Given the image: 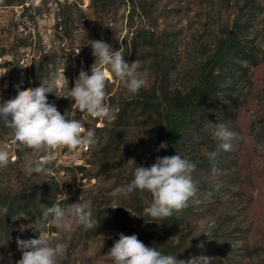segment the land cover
Instances as JSON below:
<instances>
[{"label":"rangeland","instance_id":"rangeland-1","mask_svg":"<svg viewBox=\"0 0 264 264\" xmlns=\"http://www.w3.org/2000/svg\"><path fill=\"white\" fill-rule=\"evenodd\" d=\"M6 1L0 0V24H9L12 33L0 36V103L17 95L16 85L39 87L56 74L63 97L48 93V102L61 114L83 116L98 143L81 153L54 154L47 175H28L36 158L0 119V149L10 154L0 167V264L21 258L17 237L38 238L35 229H20L34 224L45 207L88 198L97 228L50 229L53 239L70 237L59 264H114L107 253L121 233L177 259L264 264V0H61L62 6L53 0ZM92 40L114 50L123 45L126 62L136 60L148 72L147 86L136 95L109 76L105 104L111 121L82 114L70 99L79 72L91 74ZM221 41L229 42L228 52L213 66L204 100L190 113L180 140L157 151L166 142L165 99L177 103L197 87ZM23 42L28 46L18 47ZM210 122L238 134L233 149L219 150L214 160L208 154L220 142L211 136ZM177 153L197 165V191L182 211L149 222L144 209L150 193L111 197L133 178L123 166L129 158L150 167L158 156Z\"/></svg>","mask_w":264,"mask_h":264},{"label":"clouds","instance_id":"clouds-1","mask_svg":"<svg viewBox=\"0 0 264 264\" xmlns=\"http://www.w3.org/2000/svg\"><path fill=\"white\" fill-rule=\"evenodd\" d=\"M89 46L92 48L95 63L91 67L90 75L84 70L79 72L74 87L68 89L70 99L78 105L82 114L111 121L112 111L105 104L109 76L118 79L128 93L136 95L147 86L148 72L146 69L140 71L139 62L136 60L126 62L123 45L119 50H114L107 42L92 40ZM106 68L109 71H106ZM64 70L65 67L62 75L68 86ZM60 83L59 77L52 74L51 78L41 82L39 87L20 90L21 86L16 85L17 95L0 103V119L12 129L14 140L22 150H27L36 158L27 168L28 175H47V166L55 159L57 149L66 147L70 151L77 148L88 150L95 148L98 143L95 130L85 128L83 116L81 119H75L66 113L61 114L54 103L48 102V93H53L58 98L63 97L57 90ZM210 126L211 136L220 142L218 150L208 154L209 159L214 160L219 150L227 152L233 149L232 141L237 139L238 134L223 123L210 122ZM194 139L199 140L200 137L195 136ZM167 147V142H162L157 151ZM9 161V152L0 149V167H6ZM123 166L133 178L130 182L115 187L110 195L118 198L127 197L136 191L150 193L151 200L146 202L147 207L144 209V215L150 218L149 222L165 220L174 213H179L196 194L197 186L192 174L197 165L179 153L158 156L150 167L138 165L134 158H129ZM212 171L216 174L219 170L213 168ZM117 207L119 206L114 205L111 208ZM92 213L91 198L79 199L78 202L67 206L55 202L52 206L45 207L41 217L36 218L34 224L21 226V231H24L25 227L33 228L38 231L39 236L26 240L16 238L18 250L22 253L16 264H59L66 258L70 237L58 236L53 239L50 229L69 232L73 225L81 226L85 230L97 228L99 225L93 219ZM20 217L30 218L26 214ZM201 226L203 227V224ZM107 256L114 264H209L211 259L206 256L188 260L177 259L175 255L163 254L156 247L146 246L135 234L126 236L123 233L114 242Z\"/></svg>","mask_w":264,"mask_h":264},{"label":"trees","instance_id":"trees-1","mask_svg":"<svg viewBox=\"0 0 264 264\" xmlns=\"http://www.w3.org/2000/svg\"><path fill=\"white\" fill-rule=\"evenodd\" d=\"M57 6H62L61 0H53ZM67 0H65L66 2ZM14 2L17 4H22L20 0H9L3 5H13ZM77 6V3L72 2ZM12 27L8 24L6 26L0 24V36L11 34ZM27 43L23 42L18 45V47H26ZM4 46L0 45V50L2 53ZM229 48V42L221 41L217 47V51L214 54V58L210 63L203 66L201 71L200 81L195 89L189 92L183 99L177 103L165 99V110L163 112V122H164V135L166 142L170 147H173L181 138L185 126L187 125L188 118L193 109L201 103L205 98V92L208 86V81L210 73L213 66L220 62L227 54Z\"/></svg>","mask_w":264,"mask_h":264},{"label":"built area","instance_id":"built-area-1","mask_svg":"<svg viewBox=\"0 0 264 264\" xmlns=\"http://www.w3.org/2000/svg\"><path fill=\"white\" fill-rule=\"evenodd\" d=\"M99 125H100V122H99ZM76 152H80L81 153V148H77L74 151H70L68 148L62 147L60 149H57L55 151V154L61 155L63 153V155H72V154H75ZM74 163L76 164V162H74Z\"/></svg>","mask_w":264,"mask_h":264},{"label":"bare ground","instance_id":"bare-ground-1","mask_svg":"<svg viewBox=\"0 0 264 264\" xmlns=\"http://www.w3.org/2000/svg\"><path fill=\"white\" fill-rule=\"evenodd\" d=\"M81 151H87V150H85V149L81 148Z\"/></svg>","mask_w":264,"mask_h":264}]
</instances>
